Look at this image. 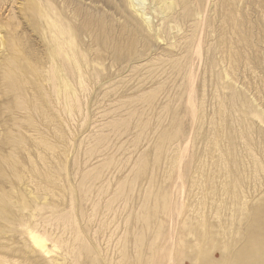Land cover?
Returning <instances> with one entry per match:
<instances>
[{"label": "rangeland", "instance_id": "374dc122", "mask_svg": "<svg viewBox=\"0 0 264 264\" xmlns=\"http://www.w3.org/2000/svg\"><path fill=\"white\" fill-rule=\"evenodd\" d=\"M0 264H264V0H0Z\"/></svg>", "mask_w": 264, "mask_h": 264}, {"label": "bare ground", "instance_id": "6f19581e", "mask_svg": "<svg viewBox=\"0 0 264 264\" xmlns=\"http://www.w3.org/2000/svg\"><path fill=\"white\" fill-rule=\"evenodd\" d=\"M30 233V232H29ZM30 238L35 242V243H37V244H39V245H41V243H42V237L40 238L39 236H36V234L35 235H33V233L32 234H30ZM42 247V246H41ZM39 248V247H38ZM41 249V248H40ZM42 250V249H41ZM43 250H44V248H43Z\"/></svg>", "mask_w": 264, "mask_h": 264}]
</instances>
